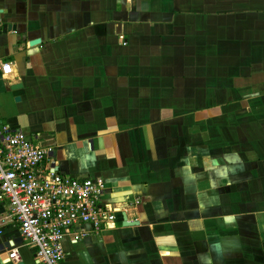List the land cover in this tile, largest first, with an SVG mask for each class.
Segmentation results:
<instances>
[{
  "label": "crops",
  "instance_id": "1",
  "mask_svg": "<svg viewBox=\"0 0 264 264\" xmlns=\"http://www.w3.org/2000/svg\"><path fill=\"white\" fill-rule=\"evenodd\" d=\"M2 22L0 118L137 221L65 236V264H264V0H0ZM0 264H37L2 200Z\"/></svg>",
  "mask_w": 264,
  "mask_h": 264
},
{
  "label": "built area",
  "instance_id": "2",
  "mask_svg": "<svg viewBox=\"0 0 264 264\" xmlns=\"http://www.w3.org/2000/svg\"><path fill=\"white\" fill-rule=\"evenodd\" d=\"M11 72V62L0 60L1 76ZM50 153L49 146L35 143L0 118V200L24 244L34 250L37 264H65V236L77 242L87 232L112 229L124 209L106 199L103 177L62 173ZM8 255L16 260L17 249Z\"/></svg>",
  "mask_w": 264,
  "mask_h": 264
},
{
  "label": "water",
  "instance_id": "3",
  "mask_svg": "<svg viewBox=\"0 0 264 264\" xmlns=\"http://www.w3.org/2000/svg\"><path fill=\"white\" fill-rule=\"evenodd\" d=\"M11 27H14V24H9V23H5V22L0 23V35L6 33L8 30L11 29ZM39 41H40L39 38H35V39L31 40L29 42V44L30 45H33V44H36ZM21 85H22L21 83H15V84H11V85H9L7 87L6 82H5V79L1 76V73H0V92L5 91L7 88H9L11 90L16 89V88H20ZM17 99H19V98L16 97V100ZM135 223H137V221L128 222V218H127L125 212L122 213V224L123 225H126V224H135Z\"/></svg>",
  "mask_w": 264,
  "mask_h": 264
},
{
  "label": "rangeland",
  "instance_id": "4",
  "mask_svg": "<svg viewBox=\"0 0 264 264\" xmlns=\"http://www.w3.org/2000/svg\"><path fill=\"white\" fill-rule=\"evenodd\" d=\"M119 221H120V220H117L116 223H117V222L119 223ZM116 223H115V224H116Z\"/></svg>",
  "mask_w": 264,
  "mask_h": 264
}]
</instances>
